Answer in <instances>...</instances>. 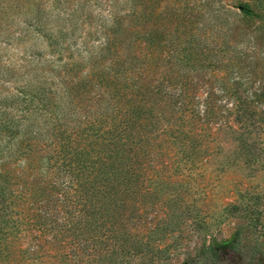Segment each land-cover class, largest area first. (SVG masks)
I'll list each match as a JSON object with an SVG mask.
<instances>
[{
	"label": "rangeland",
	"instance_id": "obj_1",
	"mask_svg": "<svg viewBox=\"0 0 264 264\" xmlns=\"http://www.w3.org/2000/svg\"><path fill=\"white\" fill-rule=\"evenodd\" d=\"M122 1L0 0V161L18 143L26 123L45 134L53 119L41 111L42 93L55 90V113L65 77L84 78L94 87L87 79L95 78V63L104 59L101 49L111 37L109 8ZM239 3L251 5L239 27L264 48V0H140V44L144 59L152 55L157 65L155 73H147L157 79L151 84L167 85L161 77L166 67L157 62L166 57L169 44L205 34L208 6L222 11L223 5ZM151 26L158 30L153 47L147 38ZM241 44L214 54L197 49L196 65L178 68V75L169 78L185 89L182 98L194 114L187 110L184 115L195 136L175 139L151 131L157 144L142 152L145 158L134 170L126 215L127 241L144 248L124 264H264V57H248L252 53H241ZM207 60L216 64L208 66ZM219 61L235 63V68L217 69ZM178 84L172 85L179 89ZM108 88L94 89L108 96ZM78 91L77 108H89L95 93ZM204 101L212 104L208 116L200 115ZM248 101L258 116L242 110L251 109ZM235 103L241 109L234 116ZM176 107L172 118L178 115ZM144 135L149 136L147 130ZM239 139L246 148L239 147ZM46 161L35 159L38 167L42 162L40 173Z\"/></svg>",
	"mask_w": 264,
	"mask_h": 264
},
{
	"label": "trees",
	"instance_id": "obj_2",
	"mask_svg": "<svg viewBox=\"0 0 264 264\" xmlns=\"http://www.w3.org/2000/svg\"><path fill=\"white\" fill-rule=\"evenodd\" d=\"M139 1L123 0L120 7L109 8L111 28L107 33L111 37L101 49L104 59L95 63V78L87 79L94 87L84 78L65 77L57 89L62 100L55 113L51 111L55 90L42 93L41 111L44 118L53 119L45 134L26 123L18 143L0 161V264H124L139 253L142 243L127 241L126 215L131 179L137 176L134 170L145 158L142 152L157 144L150 133L160 130L186 140L195 136L184 115L187 110L193 113L182 98L185 89L180 88L181 81L169 78L178 75V68L196 65L197 49L214 54L235 50L242 43L241 53L264 57V48L239 27L251 5H223L222 11L208 6L205 34L193 33L183 44H169L166 57L157 62L166 67L161 77L168 79L167 85H153L157 79L147 73H155L157 65L152 55L150 60L144 59ZM147 35L153 47L158 30L151 26ZM212 62L206 64L214 66ZM219 67L232 71L235 63L219 61ZM176 82L179 89L172 85ZM96 86H108L109 95L95 90ZM80 89L95 93L93 104L84 110L75 104ZM262 92L259 87L258 93ZM245 104L251 109L242 110L256 115L255 105L251 101ZM174 106L178 115L172 118ZM211 106L204 101L200 115L208 116ZM237 109L241 107L235 103L234 116ZM146 130L149 136L144 135ZM239 140V147L246 148L247 143ZM41 157L47 158L42 173L38 171L42 162L39 167L35 163ZM134 194L136 199V187ZM98 232L102 234L96 236ZM147 252L152 255L155 251L150 247Z\"/></svg>",
	"mask_w": 264,
	"mask_h": 264
}]
</instances>
